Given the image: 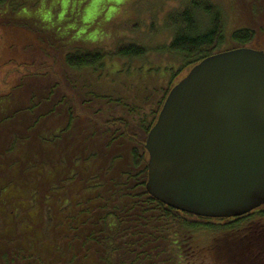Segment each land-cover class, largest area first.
I'll list each match as a JSON object with an SVG mask.
<instances>
[{
	"label": "trees",
	"instance_id": "obj_1",
	"mask_svg": "<svg viewBox=\"0 0 264 264\" xmlns=\"http://www.w3.org/2000/svg\"><path fill=\"white\" fill-rule=\"evenodd\" d=\"M59 1L43 2L64 9L56 21L55 12L49 19L0 12V264H194L193 235L204 229H223L225 242L214 248L224 262L260 260L238 251L247 249L236 246L247 233L242 217L196 216L149 194L144 142L168 91L193 65L223 51L217 48L228 40L224 50H264V0L234 6L225 0V8L216 0H190L168 10L169 49L186 62L152 105L137 97L147 111L114 98L110 79L101 84L88 76L106 50L64 43L79 25L90 23L91 30L96 20L76 19L74 28L68 16L88 0L62 8ZM23 4L32 11L39 2ZM168 30L156 33L169 40ZM146 50L122 43L108 52L143 58ZM145 75L135 76L137 87L149 84Z\"/></svg>",
	"mask_w": 264,
	"mask_h": 264
},
{
	"label": "water",
	"instance_id": "obj_2",
	"mask_svg": "<svg viewBox=\"0 0 264 264\" xmlns=\"http://www.w3.org/2000/svg\"><path fill=\"white\" fill-rule=\"evenodd\" d=\"M144 148L149 194L176 209L230 218L264 205V51L237 47L193 65Z\"/></svg>",
	"mask_w": 264,
	"mask_h": 264
},
{
	"label": "rangeland",
	"instance_id": "obj_3",
	"mask_svg": "<svg viewBox=\"0 0 264 264\" xmlns=\"http://www.w3.org/2000/svg\"><path fill=\"white\" fill-rule=\"evenodd\" d=\"M25 1L26 0H0V12H8L13 15L12 17L14 18H19L20 15L26 16L27 14H32L31 12H33V14H40L43 18L46 17V19L54 15L55 11L52 10V2L50 6L43 8L44 0H36L39 2V5L31 11L28 6L23 4ZM58 1L59 0H56L57 3ZM82 1L83 0H79L77 3H82ZM227 1L226 4L228 3L231 6L236 4V0ZM189 2L190 0H88L87 4L83 7L84 9H77L73 15L69 14L68 20H71L70 24L74 25V28L77 27L76 19H78L79 23L84 21L92 22L93 19L96 20L95 24L92 26L91 30L90 26H88L90 23L83 26L79 25L77 31L72 33V36L69 37L65 43H62L71 44L72 41L77 40L80 41L85 48L89 49L88 46L93 45V48H102L103 51L106 50L98 59L99 63L89 67L91 72L87 73L88 76H97L101 84H103V81L105 82V80L110 79L113 84V89L110 94H113L112 96L114 98H124L130 105L134 107L136 105V107H138V105L141 104L143 108V102H139L137 97L140 96L144 98V100L149 99L148 104L152 105L154 98L156 102V100L162 96L163 89L168 86L170 78L180 77L173 75H176L177 73L175 72L183 68L186 60H184L183 57L173 54L169 49L171 37L173 36V29L168 25L170 20L167 11H171V9L178 10V8L189 5ZM216 3L220 7L225 8V0H216ZM59 4L62 8L70 4V0H60ZM64 15L65 12L63 8L62 10H57L54 20H59L63 18ZM226 15H228L227 11ZM108 19L110 20L106 23ZM226 20H231V16L230 19L227 17ZM206 22L207 20L204 18V23ZM1 23L3 22H0V24ZM71 28L73 27L71 26ZM151 28H154V31H152ZM157 29L162 31H167V29H169L166 34L169 40L163 38V33L157 34ZM58 35L56 34V36ZM122 43L142 45L147 49L146 56L143 58H125L120 54L108 52L115 50L116 47ZM230 44L231 40L225 41L217 49L224 51ZM136 73L139 74L134 75ZM142 74L150 76L146 77V81L149 84L137 87L135 76H141ZM151 76H161V79L155 81L154 77L152 78ZM86 80L89 84L88 77ZM137 81L139 82L138 78ZM89 90L96 91V85L94 87H89ZM105 93H108V91H105ZM113 97L108 99L102 96V99H106L107 102L117 103L118 101ZM127 98H129V100L131 98V100L127 101ZM142 110L147 111L148 109L143 108ZM261 216L264 220V216ZM243 226L245 225L243 224L242 227ZM222 232L223 229H219L215 232L207 229H204L203 232H201V230L195 232L192 240L198 250L195 253L199 255V257L192 258L194 264H212L210 260L211 255L215 257L213 258L216 264H228L216 255V249L214 248V246H218V244L225 242ZM217 252H220L218 248ZM202 254L205 257H200ZM249 264L254 263L250 262Z\"/></svg>",
	"mask_w": 264,
	"mask_h": 264
},
{
	"label": "flooded vegetation",
	"instance_id": "obj_4",
	"mask_svg": "<svg viewBox=\"0 0 264 264\" xmlns=\"http://www.w3.org/2000/svg\"><path fill=\"white\" fill-rule=\"evenodd\" d=\"M258 215V216H257ZM264 216V205H261L250 212L230 218H222L227 220H237L242 217L241 227L247 233L236 242V246L240 247L243 243V246L247 245V249H238L239 252L244 253L250 252L251 257H260V260L257 262L251 261L254 264H264V220L262 219ZM233 250L232 252H234ZM243 261V259L241 260ZM237 264V261L235 262ZM233 263V264H234Z\"/></svg>",
	"mask_w": 264,
	"mask_h": 264
}]
</instances>
